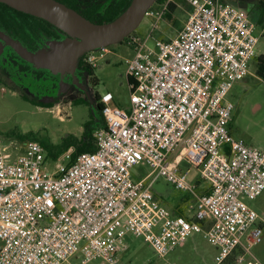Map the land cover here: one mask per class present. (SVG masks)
I'll return each mask as SVG.
<instances>
[{"label":"built area","instance_id":"1","mask_svg":"<svg viewBox=\"0 0 264 264\" xmlns=\"http://www.w3.org/2000/svg\"><path fill=\"white\" fill-rule=\"evenodd\" d=\"M172 5L187 21L149 47ZM144 17L153 22L145 39L125 40L129 106H115L110 92L99 97L103 125L93 152L72 159L69 148L50 172L39 143L15 146L13 158L0 138V264H120L127 235L166 258L194 233L216 246L222 264L261 242L264 215L244 199L264 191V150L231 135L225 100L252 75L255 23L226 0H156ZM108 53L87 52L83 62L96 68ZM142 164L150 171L137 177ZM187 167L199 175L194 182ZM159 177L189 196L192 216L159 204L152 192Z\"/></svg>","mask_w":264,"mask_h":264},{"label":"rangeland","instance_id":"2","mask_svg":"<svg viewBox=\"0 0 264 264\" xmlns=\"http://www.w3.org/2000/svg\"><path fill=\"white\" fill-rule=\"evenodd\" d=\"M226 2L248 12L256 25L254 34L258 38L254 49L255 58L249 68L252 75L235 82L225 98L233 106L228 129L234 138L243 140L252 148L264 150V82L256 75V58L264 56V9L258 0ZM173 12V22L165 20L159 22L152 35L153 39L147 41L149 47L154 46L155 39L166 40L175 37L177 30L183 27L187 21L186 13L183 10ZM152 25L153 22L144 17L132 35L143 40L149 34ZM108 50L109 53L97 61L94 70V77L97 80L95 85L91 84L86 73L82 74L84 86L78 87L77 96L80 100L77 101L66 96L59 99L53 107H38L19 95L21 89L12 84L10 86L7 81L0 82V138L7 153L15 158L20 150L15 146L35 141L49 145L61 151L63 155L66 152L64 151L66 142L72 138L79 139L85 124L91 119L96 120L95 94L101 97L110 92L114 97L115 106L123 109L129 106L125 61L132 55V50L125 41L108 46ZM74 80L77 81L75 76ZM55 163L56 161L48 160L47 168L50 172ZM186 169H190L188 180L190 182L197 180L199 176L197 171L190 167ZM149 171L144 164L133 169L137 177ZM152 192L159 204L172 213L173 206L182 201L184 196L182 191L174 189L162 177L153 183ZM244 202L259 215H264V191L255 199L245 198ZM243 244L247 246L244 239ZM125 247V250L118 254L120 264H215L217 253L216 246L204 238L202 233L192 234L166 258H160L151 246L132 235L125 237ZM243 253L238 250L223 264H264V227L261 242L253 245L249 253ZM240 256H243L242 261L237 260ZM69 264H80V259L72 258ZM89 264L103 263L96 260Z\"/></svg>","mask_w":264,"mask_h":264},{"label":"water","instance_id":"3","mask_svg":"<svg viewBox=\"0 0 264 264\" xmlns=\"http://www.w3.org/2000/svg\"><path fill=\"white\" fill-rule=\"evenodd\" d=\"M156 0H131L126 9L114 20L93 23L75 10L56 0H0L14 10L40 18L62 31L66 37L51 40L47 48L29 51L18 41L0 31L7 46L35 69L49 71L52 75H74L82 55L87 52L122 43L131 35L144 18L146 10ZM27 93L28 90L24 89ZM50 103L49 99H41Z\"/></svg>","mask_w":264,"mask_h":264},{"label":"flooded vegetation","instance_id":"4","mask_svg":"<svg viewBox=\"0 0 264 264\" xmlns=\"http://www.w3.org/2000/svg\"><path fill=\"white\" fill-rule=\"evenodd\" d=\"M64 1H67L69 5H65ZM58 2L75 10L83 17L99 20L113 14L120 5L125 3V0H63V2L59 0ZM0 31L20 42L22 46L32 52L47 48L48 41H61L66 37L62 31L43 19L4 7H0ZM80 58L83 61V55ZM0 71L4 81H7L10 86L12 84L21 89V92H18L19 95L24 92V89H27L26 96L30 98L29 100L41 103V99H49L51 100L50 107L66 96L74 101L80 100L77 96L78 87L84 86L82 74H87L85 69L78 67L74 75L65 74L61 77L58 74H38L30 64L20 60L14 50L5 44L1 37ZM74 76L77 81L74 80ZM97 103L99 104L98 99L94 97V106Z\"/></svg>","mask_w":264,"mask_h":264},{"label":"trees","instance_id":"5","mask_svg":"<svg viewBox=\"0 0 264 264\" xmlns=\"http://www.w3.org/2000/svg\"><path fill=\"white\" fill-rule=\"evenodd\" d=\"M60 1L63 2V0H60ZM130 1L131 0H125V3L120 5L114 11L113 14H109L105 18L103 17L102 19H99V20H95L94 18H89V17H85V18H87L88 20H90L93 23H99V24L100 23H105V22H110V21L114 20L115 18H117L126 9V7L129 5ZM64 2H65V5H69L67 1H64ZM258 2L264 9V0H258ZM0 7H4V8H7V9L11 8V7L3 4V3H0ZM174 8L175 7L172 5L170 7L171 11H174ZM164 20L167 21V22H173V17H172L171 14H166L165 17H164ZM18 58L20 60H23L19 56H18ZM25 63H27V62L25 61ZM77 67L85 69L87 71L88 76L90 77L89 79H90L91 84H93V85L96 84L97 80L94 77V70H95L94 67H91V66H88L87 64H85L81 60V58L78 61ZM32 69L34 71H36L38 74L46 73V74H50L51 75V73L49 71H47V70L35 69L33 66H32ZM256 75L258 77H261V78L264 77V56L263 55H261V56L256 58ZM2 76H3L2 72L0 71V82L1 81L4 82ZM41 76H39V78H41ZM20 95L24 99H26V100L30 101L31 103H33L34 105L41 106V107H50L51 106V104H49V103H42V102L41 103H35V102H32L31 100H29L30 98H28L26 96L25 92L20 93ZM95 97H96V99H99V96L97 94H95ZM95 110H96V120L95 119L94 120L91 119L89 122H87L85 124L82 136L79 139L78 138H72V139H70V140H68L66 142V147H65L64 151H67L69 148H73L72 159H74L80 153L93 152L95 150V145H94V142H93V132H94V130H96L97 128H99V127H101L103 125V118H102V115H101V104L100 103L99 104L98 103L95 104ZM40 145L43 147V149L46 152V159L47 160L56 161L59 158V156L62 154L61 151L59 152V151L55 150L53 147H51L49 145H46V144H43V143H41ZM178 215H182V213H178ZM226 262H227V260H226Z\"/></svg>","mask_w":264,"mask_h":264},{"label":"crops","instance_id":"6","mask_svg":"<svg viewBox=\"0 0 264 264\" xmlns=\"http://www.w3.org/2000/svg\"><path fill=\"white\" fill-rule=\"evenodd\" d=\"M192 204H193L192 200L189 198V196L184 194L183 200L179 201L175 206H173V208H172L173 213L177 214V215H178V213H182V215L190 217V215L192 216V212H191ZM185 212H187V214H185ZM232 256H234V255H232ZM229 258H231V256ZM229 258L227 259V261L229 260Z\"/></svg>","mask_w":264,"mask_h":264}]
</instances>
